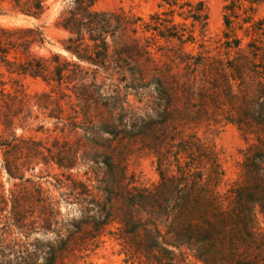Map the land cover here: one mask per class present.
<instances>
[{
    "label": "rangeland",
    "instance_id": "1",
    "mask_svg": "<svg viewBox=\"0 0 264 264\" xmlns=\"http://www.w3.org/2000/svg\"><path fill=\"white\" fill-rule=\"evenodd\" d=\"M49 1L51 8L41 20L0 14L2 27H41L45 41L34 47L38 56L59 54L60 63L80 65L68 66L61 83L10 74L0 66V264H21L27 255V263L35 264L33 254L55 243V230L61 229L66 237L67 224L86 221L81 202L89 215L97 210L94 203L105 207L104 215L111 221L101 231L86 221L81 238L72 241L56 264H233L238 259L264 263V247L240 240L230 245V228L221 235L214 231L211 238L210 223L222 222L211 213L158 217L164 222L161 243L183 234L187 222L193 224L194 240L169 247L172 252L154 247L153 235L140 230L127 238L132 256L119 230L120 220L136 214L135 197L142 188L155 193L151 207L169 200L165 203L175 208L183 160L177 151L183 139L198 138L216 152L224 171L221 192L236 186L250 190L262 181L264 33L245 35V8L236 9L239 17H232L227 27L224 6L229 0H205L208 22L204 29L197 27L194 43L182 46L177 40L158 39L151 46L150 62L136 56L132 63L143 79L132 81L130 76L121 82L118 75L110 79L101 70L94 72V66L78 62L62 48L68 33L55 25L62 4ZM160 2L97 0L94 8L124 11L153 23L156 13L166 17ZM263 17L261 4L255 19ZM234 38L242 39L240 48L227 47ZM121 41L134 43L129 38ZM138 43L146 44L144 39ZM183 52L201 58L202 64L179 63L176 56ZM154 76L163 82L164 92L156 89ZM195 159L208 179L209 165ZM194 196L204 198L199 192ZM261 227L258 240L264 223Z\"/></svg>",
    "mask_w": 264,
    "mask_h": 264
},
{
    "label": "trees",
    "instance_id": "2",
    "mask_svg": "<svg viewBox=\"0 0 264 264\" xmlns=\"http://www.w3.org/2000/svg\"><path fill=\"white\" fill-rule=\"evenodd\" d=\"M58 1L61 2L62 7L55 19V25L68 33L67 38L61 43L62 48L76 57L78 62L94 66V72L101 70L110 79L118 75L121 82L127 81L130 76L132 81L143 79L137 76L139 72L132 68V63L136 56H142L150 62L152 59L151 46L158 39L177 40L182 46L189 42L194 43L197 27L204 29L208 22L205 0H161L159 6L165 9L162 14L166 17L162 18L159 13H156L151 17L152 20H155L153 23L144 20L141 16L131 15L124 11L96 10L94 5L97 0H53V2ZM261 4H264V0L227 1L224 6L225 25L230 27L232 17H239L236 9L244 7L246 15L242 21L249 25L245 29V35L254 36L259 31L263 34L264 17L255 19L257 7ZM50 8L49 0H0V14H22L37 20H41ZM176 16L181 20H177ZM187 21L190 22L191 28L186 26ZM40 28V26H0V66L10 74L33 78L41 77L46 82L53 80L61 83L68 66L74 65L79 68L80 65L67 60L60 63L61 56L59 54H53L51 58L47 59L38 56L34 47L44 44L45 41L44 33ZM226 37L229 39V36ZM124 38H129L134 43H122L121 40ZM142 39L146 42L144 46L138 43ZM154 40L155 42H153ZM241 42L242 39L234 38L226 43L228 48H240ZM157 47L158 50L161 49V47ZM176 59L179 63H185L187 67H198L202 64L201 58H195L188 52L178 54ZM51 64L54 65V71L50 70ZM230 67L235 68V66ZM96 77L97 73L93 76V82L96 81ZM152 82L156 85V89L164 92L163 82L158 76H154ZM177 152L178 157L183 160L178 168L177 193L179 196L175 199V201L178 200L175 202L176 206L173 208V204L171 206L165 203L169 200L163 199L164 203L162 206H157V210L156 207H151L148 204L155 198V193L147 188L140 189L137 193L138 196L135 197L138 201L136 202V214L119 221L121 238L126 239L128 252L132 256L134 255L127 238L130 239L129 235L140 230L153 235L156 243L154 247H160L168 252H172L171 248H179L181 244L187 245L192 242L195 236H191L194 232L191 221L187 222V228L182 231L183 234H180L179 237L176 236L170 240L162 241V243L159 240V237L162 236L161 226L164 222L158 217H162L165 213L168 218L173 212L182 217L211 213L222 219V222L217 226L210 223L212 231L209 232V235L211 238H213L214 231L221 235L226 228H230V231L233 232L229 238L232 247L240 240L253 242L259 249L263 248L264 235L261 240H258L256 234L263 231L261 224L264 223V155L261 156L259 163L263 172V179L260 183L250 190L245 186H236L226 192H221L219 186L223 180L224 171L213 149L204 145L200 139L189 137L178 144ZM195 157L199 158L198 160L204 167L209 165L208 179L204 180V174L200 172ZM161 179L165 180L163 174H161ZM197 192L204 198L194 196V193L196 195ZM206 196H209L208 200H205ZM83 203H80L83 217L86 221H92L95 230L101 231L110 223V216L104 215L105 207L103 210L99 209L100 206L94 203L97 210L93 215H89L90 209ZM260 218L263 221H260ZM86 221L67 224L66 237L63 236L61 229L55 230V243L48 245L47 250L38 247L37 253L33 254L35 264H56L60 255L70 250L72 241L81 238L82 225ZM27 258L31 259V256L27 255L22 258L21 264H29ZM203 261L210 264L206 260ZM233 264L264 263L261 260L238 259L234 260Z\"/></svg>",
    "mask_w": 264,
    "mask_h": 264
},
{
    "label": "water",
    "instance_id": "3",
    "mask_svg": "<svg viewBox=\"0 0 264 264\" xmlns=\"http://www.w3.org/2000/svg\"><path fill=\"white\" fill-rule=\"evenodd\" d=\"M34 20H37V19H35V18H33Z\"/></svg>",
    "mask_w": 264,
    "mask_h": 264
}]
</instances>
